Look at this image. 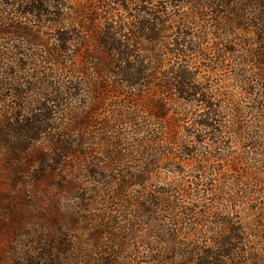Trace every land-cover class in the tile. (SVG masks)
<instances>
[{
  "label": "trees",
  "instance_id": "16d2710c",
  "mask_svg": "<svg viewBox=\"0 0 264 264\" xmlns=\"http://www.w3.org/2000/svg\"><path fill=\"white\" fill-rule=\"evenodd\" d=\"M0 150L20 264H264V0H0Z\"/></svg>",
  "mask_w": 264,
  "mask_h": 264
},
{
  "label": "rangeland",
  "instance_id": "374dc122",
  "mask_svg": "<svg viewBox=\"0 0 264 264\" xmlns=\"http://www.w3.org/2000/svg\"><path fill=\"white\" fill-rule=\"evenodd\" d=\"M26 54L30 56L28 61H24L23 64L32 62L31 57L33 56V46H29L25 50ZM32 68V65H30ZM208 73V71H206ZM230 76L229 72L221 70L218 74H215L214 78L217 80L223 79ZM5 157L0 150V264H20V260L15 257L13 253L5 252V250H13L14 248H24V245H29L30 242L24 237L25 233L29 231L30 218L27 213V205L19 203L21 212H24L26 219L23 220L21 216L13 215L8 213V206L4 203L6 198L10 197L13 199L16 193V188L13 185L12 172H6L9 166L6 165ZM21 250H17L18 255Z\"/></svg>",
  "mask_w": 264,
  "mask_h": 264
}]
</instances>
